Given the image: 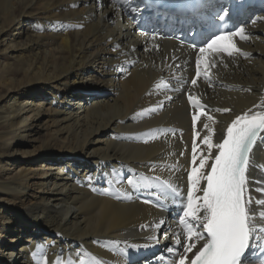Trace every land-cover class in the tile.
I'll list each match as a JSON object with an SVG mask.
<instances>
[{
    "label": "bare ground",
    "instance_id": "6f19581e",
    "mask_svg": "<svg viewBox=\"0 0 264 264\" xmlns=\"http://www.w3.org/2000/svg\"><path fill=\"white\" fill-rule=\"evenodd\" d=\"M244 1L261 8L240 18V51L223 56L210 82L191 91L194 49L166 39L162 28L175 21L152 20L145 0H131L137 11L125 15L107 0H0V60L10 51L0 61V264H171L183 253L176 225L134 190L173 209L184 204L190 116L199 114L189 95L207 109L196 124L197 168L208 155L203 123L215 144L237 115L264 113V0ZM15 25L11 36H19L9 39ZM86 81L106 93L86 103L77 92ZM225 107L231 111H219ZM28 125L34 129L25 136ZM247 177L258 229L264 143L250 155ZM25 231L36 237L21 244L16 233Z\"/></svg>",
    "mask_w": 264,
    "mask_h": 264
},
{
    "label": "snow or ice",
    "instance_id": "6c2138e0",
    "mask_svg": "<svg viewBox=\"0 0 264 264\" xmlns=\"http://www.w3.org/2000/svg\"><path fill=\"white\" fill-rule=\"evenodd\" d=\"M136 12L137 9H131ZM224 19L223 16L220 17ZM255 22V21H253ZM244 29L229 30L216 34L210 38L211 42H205L206 47H199L200 53L213 49L221 42H226L220 50L231 56L240 49L232 42L234 36H242ZM200 59L196 60V76L199 77ZM191 83L195 85L196 79ZM189 102L194 109H199V114L192 115V126L195 129L197 121L206 115L207 109L198 100H193L189 95ZM259 107H264V101ZM224 113L231 109H220ZM251 111V109L249 110ZM207 121H214L211 114H207ZM207 134L203 137V143L207 145L208 155L199 157V167L193 166L187 175L188 190L186 193V207L183 210V218L179 223L187 229L184 243L177 239V244L183 247L178 264H241V257L245 250L250 247L252 227L249 223V210L246 205L251 202L250 196L246 195V170L250 166V153L261 133H264V113L249 115L244 113L237 115L226 128V135L220 137V141L213 144V129L209 123H203ZM192 143V164L197 162V145L195 137ZM217 150L213 155L212 149ZM209 160L213 162L208 163ZM208 169L205 171V169ZM206 182V186L199 187L200 181ZM202 192L197 197L195 193ZM197 200L202 203H195ZM148 203V201H145ZM195 204V206H194ZM202 213V215H201ZM191 216L199 228L194 227L184 218ZM206 234V235H205ZM191 241V242H188ZM203 241L199 248L197 243ZM193 249H196L193 252ZM188 253H193L189 257Z\"/></svg>",
    "mask_w": 264,
    "mask_h": 264
},
{
    "label": "rangeland",
    "instance_id": "374dc122",
    "mask_svg": "<svg viewBox=\"0 0 264 264\" xmlns=\"http://www.w3.org/2000/svg\"><path fill=\"white\" fill-rule=\"evenodd\" d=\"M23 24H24V26H25V29L28 27V31H27V33H29V34H31L33 31H34V29L32 28V26H31V24H29L28 23V21L27 22H22ZM16 27H17V25H15V26H13L5 35L6 36H10L9 37V39H16L19 35H14V36H11V33H13L14 31H15V29H16ZM17 33H19V32H17ZM8 39V40H9ZM10 52V51H9ZM9 52L7 53V55H6V57L8 56V54H9ZM6 57H4V56H2L1 57V60L0 61H4L5 60V58ZM93 69V68H92ZM89 71L90 72H92V70L91 69H89ZM94 72V71H93ZM91 74H93V73H91ZM94 75V74H93ZM84 77H86V76H84ZM87 83H86V86H85V88L84 89H86L85 91H82V90H79V91H77L83 98H86V103L88 102V100L89 99H94V98H96V97H98V96H101V95H103V94H105L106 93V90H105V88H103V87H99L98 85L96 86L95 84H92L91 83V81H86ZM35 87V86H34ZM33 87V88H34ZM93 87H95V88H93ZM75 89H83V86L82 85H80L79 84V86H77V87H74ZM29 90V89H28ZM27 90V91H28ZM22 93H24V92H22ZM51 100V96H50V94L48 95V94H46L45 93V95L44 96H41V101L42 102H48V101H50ZM66 102H64V103H62L61 104V107H65L66 106ZM34 128L32 127L31 128V130H30V125H28L27 127H26V131H25V136H27V135H29V132H33L32 130H33ZM29 138H23V139H21L19 142H24V141H26V140H28ZM16 148H18V149H24L25 148V146H18L17 145V147ZM42 152V150H40L39 152H38V157L40 156V153ZM52 153H54V154H58V153H56V152H52ZM52 157H56V155H54V156H52ZM15 158H18V157H15ZM28 158H30V157H28ZM31 158H33V156L31 157ZM14 161V160H13ZM9 162H12V161H9ZM23 224L22 225H25L26 224V222L25 221H23L22 222ZM26 226H28V224H26ZM9 232H12V229L10 230L9 229ZM38 232V231H37ZM32 233L30 232V231H25L24 233L23 232H21V233H16V236H19V240H20V243L21 244H24V241H23V239H25L26 237H28V236H30L31 238H35L36 237V234H32ZM25 243H26V241H25ZM157 246H158V244H156V245H154V246H152L151 248L155 251V254H157L158 255V251H157ZM6 264V263H5Z\"/></svg>",
    "mask_w": 264,
    "mask_h": 264
}]
</instances>
